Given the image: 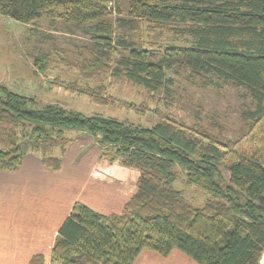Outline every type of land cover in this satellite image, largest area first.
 <instances>
[{
	"label": "trees",
	"instance_id": "obj_1",
	"mask_svg": "<svg viewBox=\"0 0 264 264\" xmlns=\"http://www.w3.org/2000/svg\"><path fill=\"white\" fill-rule=\"evenodd\" d=\"M107 1L0 0V13L29 23L63 6L69 18L89 22L87 32L95 40L80 54L85 78L125 70L129 80L151 92L170 91V72L185 66L195 75L232 80L255 103L244 112L252 133L243 144L224 141L189 126L162 104H127L141 115L155 113L156 121L142 126L42 103L0 83V170H17L28 153L59 170L69 145L84 134L101 148L93 176L138 183L121 213L76 202L59 228L52 264H132L143 248L163 254L178 248L200 264H264V0H127L129 16H118L116 27L105 19ZM142 24L160 32L168 28L185 42L166 44L155 59ZM55 84L101 105L115 102L105 82L84 88ZM181 176L209 194L201 206L176 187ZM43 263L42 254L30 261Z\"/></svg>",
	"mask_w": 264,
	"mask_h": 264
},
{
	"label": "rangeland",
	"instance_id": "obj_2",
	"mask_svg": "<svg viewBox=\"0 0 264 264\" xmlns=\"http://www.w3.org/2000/svg\"><path fill=\"white\" fill-rule=\"evenodd\" d=\"M107 7L109 13L105 19L113 27L118 16H129L127 0H108ZM65 11V7L59 6L29 23L0 13V83L18 93L34 96L42 103L60 104L87 115L117 117L142 126L152 125L157 119L155 113L141 115L127 104L141 101H148L152 107L162 104L169 114L189 126L202 128L224 141L232 139L243 144L249 138L252 122L245 119L244 112L255 107L249 90L218 74L203 77L179 66L170 72L174 79L170 91L158 92L129 80L125 70L120 76L99 73L91 78L83 77L80 54L95 39L87 32L89 22L71 19ZM155 28L142 24L141 30L145 33L143 38L148 40L147 47H154L155 59L162 56L166 44L185 42L168 28L162 32ZM118 50L128 54L126 48ZM58 81L83 88L105 82L115 102L98 104L84 93L55 84ZM222 171L228 179L230 172L224 166ZM175 185L194 206H201L209 195L203 188L188 184L183 176Z\"/></svg>",
	"mask_w": 264,
	"mask_h": 264
},
{
	"label": "crops",
	"instance_id": "obj_3",
	"mask_svg": "<svg viewBox=\"0 0 264 264\" xmlns=\"http://www.w3.org/2000/svg\"><path fill=\"white\" fill-rule=\"evenodd\" d=\"M100 153L91 136L79 134L59 170L34 153L26 154L17 170H0V264H30L36 254L52 264L59 228L76 202L106 214L123 211L138 183L93 176ZM132 264L200 263L178 248L168 254L143 248Z\"/></svg>",
	"mask_w": 264,
	"mask_h": 264
}]
</instances>
